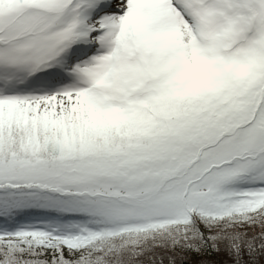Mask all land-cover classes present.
<instances>
[{
    "label": "snow or ice",
    "instance_id": "6c2138e0",
    "mask_svg": "<svg viewBox=\"0 0 264 264\" xmlns=\"http://www.w3.org/2000/svg\"><path fill=\"white\" fill-rule=\"evenodd\" d=\"M0 264H264V0H0Z\"/></svg>",
    "mask_w": 264,
    "mask_h": 264
}]
</instances>
